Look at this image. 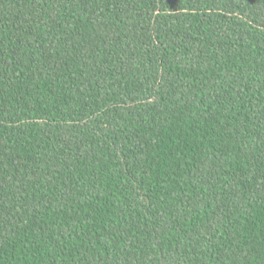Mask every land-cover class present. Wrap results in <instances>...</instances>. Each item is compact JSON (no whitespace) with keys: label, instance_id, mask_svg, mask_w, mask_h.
Instances as JSON below:
<instances>
[{"label":"trees","instance_id":"16d2710c","mask_svg":"<svg viewBox=\"0 0 264 264\" xmlns=\"http://www.w3.org/2000/svg\"><path fill=\"white\" fill-rule=\"evenodd\" d=\"M0 264H264V0H0Z\"/></svg>","mask_w":264,"mask_h":264}]
</instances>
